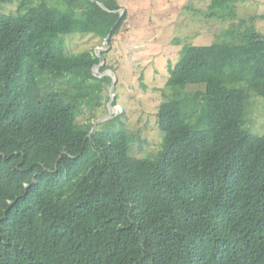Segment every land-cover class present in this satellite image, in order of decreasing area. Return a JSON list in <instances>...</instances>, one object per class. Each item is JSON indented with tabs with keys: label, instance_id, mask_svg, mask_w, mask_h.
<instances>
[{
	"label": "trees",
	"instance_id": "1",
	"mask_svg": "<svg viewBox=\"0 0 264 264\" xmlns=\"http://www.w3.org/2000/svg\"><path fill=\"white\" fill-rule=\"evenodd\" d=\"M13 1L0 0V264H264V131L249 122L254 98L264 118V14L209 0L208 18L239 23L169 64L161 148L138 157L119 115L90 133L110 100L114 66L94 73L106 52L67 44H112L119 0L1 10Z\"/></svg>",
	"mask_w": 264,
	"mask_h": 264
},
{
	"label": "rangeland",
	"instance_id": "2",
	"mask_svg": "<svg viewBox=\"0 0 264 264\" xmlns=\"http://www.w3.org/2000/svg\"><path fill=\"white\" fill-rule=\"evenodd\" d=\"M20 0L1 5L5 13L15 12ZM124 13L128 14L120 32L112 44L94 34H75L67 38L70 52L79 53L94 50L104 51V64L112 65L116 78L114 86L107 87L110 100L105 110L94 122L106 121L112 115H119L124 127L138 139L133 152L138 157L153 155L161 148L162 134L157 126V109L169 93L166 87L169 64L175 63L186 44H209L225 38L224 31L231 22L239 23L240 17L264 14V0H244L237 4L238 17L222 21L208 18L206 12L209 0H119ZM121 9V12H122ZM264 33V19L255 23ZM226 35V34H225ZM96 70V67H95ZM100 73V69L96 74ZM145 87H144V86ZM249 115L250 124L264 131L262 100L252 99ZM113 113L109 115V105ZM91 118L89 108L83 106L82 123ZM103 118L105 120H103Z\"/></svg>",
	"mask_w": 264,
	"mask_h": 264
},
{
	"label": "water",
	"instance_id": "3",
	"mask_svg": "<svg viewBox=\"0 0 264 264\" xmlns=\"http://www.w3.org/2000/svg\"><path fill=\"white\" fill-rule=\"evenodd\" d=\"M100 5H101L104 9H106L105 6H104L103 4L100 3ZM124 11H125V10L122 9V12H121V15H120V19H121V17L123 16ZM120 19H119V20H120ZM111 33H112V31H111ZM111 33H110V34L108 35V37L105 39V42H108V39L110 38ZM97 54L100 55L98 52H97ZM103 63H104V60H102V61L100 62L99 65H97L96 70L94 69V73H95V74H96V72L99 71L100 66H101ZM111 71H112V70H106L105 72L101 73V76H103V75H108V76H111V77H112V83H111V88H112V87L114 86V83H115L116 78L113 77V76L110 74ZM111 101H112V100H110V103H111ZM109 107H110V108H109V109H110V110H109V115H112V113L114 112V111H113V106L110 104ZM103 120H105V119L103 118ZM98 123H99V120H98L97 122H95V124L93 125V127H92L90 133H93V132H94V130L96 129Z\"/></svg>",
	"mask_w": 264,
	"mask_h": 264
}]
</instances>
